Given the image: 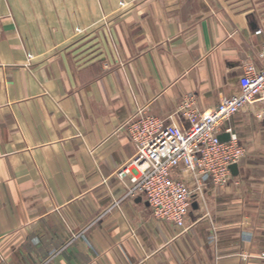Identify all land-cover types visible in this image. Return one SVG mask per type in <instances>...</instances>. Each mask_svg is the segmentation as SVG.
<instances>
[{
    "label": "crops",
    "instance_id": "1",
    "mask_svg": "<svg viewBox=\"0 0 264 264\" xmlns=\"http://www.w3.org/2000/svg\"><path fill=\"white\" fill-rule=\"evenodd\" d=\"M214 3L0 0V264H264L255 107L223 126L245 150L238 174L185 228L117 176L131 118L185 129L239 93L245 63L263 67V15Z\"/></svg>",
    "mask_w": 264,
    "mask_h": 264
},
{
    "label": "built area",
    "instance_id": "2",
    "mask_svg": "<svg viewBox=\"0 0 264 264\" xmlns=\"http://www.w3.org/2000/svg\"><path fill=\"white\" fill-rule=\"evenodd\" d=\"M238 85L239 93L214 110L189 114L185 129L149 115L131 118L122 126L135 154L117 176H129L126 195L142 196L155 219L185 228L192 205L203 203L204 189L225 187L231 181L230 166L239 164L245 150L236 134L223 126L248 106L255 107L264 121V65L245 63ZM223 133L228 135L224 142L219 139ZM259 257L264 260V252Z\"/></svg>",
    "mask_w": 264,
    "mask_h": 264
},
{
    "label": "rangeland",
    "instance_id": "3",
    "mask_svg": "<svg viewBox=\"0 0 264 264\" xmlns=\"http://www.w3.org/2000/svg\"><path fill=\"white\" fill-rule=\"evenodd\" d=\"M214 5L220 8H229L233 12H242L243 8L245 10H250L253 14H261L264 18V0H216Z\"/></svg>",
    "mask_w": 264,
    "mask_h": 264
},
{
    "label": "water",
    "instance_id": "4",
    "mask_svg": "<svg viewBox=\"0 0 264 264\" xmlns=\"http://www.w3.org/2000/svg\"><path fill=\"white\" fill-rule=\"evenodd\" d=\"M220 141L224 142L228 140V136L226 134H222L219 136ZM230 171L232 176H236L238 174V167L236 164L230 166ZM194 206V205H193Z\"/></svg>",
    "mask_w": 264,
    "mask_h": 264
}]
</instances>
